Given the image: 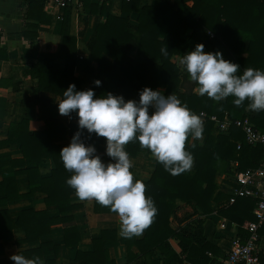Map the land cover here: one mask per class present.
Segmentation results:
<instances>
[{"label": "trees", "instance_id": "trees-1", "mask_svg": "<svg viewBox=\"0 0 264 264\" xmlns=\"http://www.w3.org/2000/svg\"><path fill=\"white\" fill-rule=\"evenodd\" d=\"M21 1L27 4L25 13L28 16L44 0ZM120 13L123 16H105L93 28L85 43L96 66L93 74L83 78L74 75V69L83 68L85 63L76 56V37L62 35L59 51H39L34 64L26 71V75L35 81L36 90L55 94L60 102L63 92L74 84L76 91L92 90L94 98L106 97L111 93L123 97L125 102L134 100L137 103L139 93L144 88L167 90L162 92L165 97L175 95L182 106L186 105L193 114L203 113L218 122L226 118L230 125L226 132L220 133L214 122L204 120L203 142L199 143L191 134L186 141L185 150L193 156V166L179 175L173 176L165 171L154 157L151 174L146 180H140L146 186L145 195L152 199L157 209L154 221L139 238L122 237L120 255L116 260L109 259L104 248L105 242H116V232L101 230L91 240L89 251L74 252L73 261L81 264H132L142 259L143 264H172L181 261L208 264L211 260L206 254H213L214 248L202 241L201 220L198 217L210 212V203L222 199L218 191L217 175L227 172L228 162H236L239 170L256 168L263 154L259 146L246 145L240 129L233 125L234 121L245 116L249 101L237 107L232 96L222 101H214L206 95L200 96L197 83L191 81L184 66H178L172 58L181 59L202 44L205 53L220 52L224 60L239 65L237 75H242L247 68L264 71V0H150L141 6L132 0H121ZM129 15L134 16L133 22L128 20ZM208 34L212 37L209 38ZM80 35L79 30L77 37ZM162 48L167 49V56L162 55ZM131 49L135 53L129 58L128 52ZM6 59L5 51L0 49V61ZM55 61L62 62L61 69L52 66ZM97 80L101 82L99 87L94 84ZM188 83L192 84L190 90L187 89ZM84 84L89 85L85 90L82 89ZM193 89L197 93L192 92ZM20 105L28 109L36 107L45 129L29 132L24 119L9 125L6 139L1 145L5 146L8 142L17 144L21 159L0 160V195H3L5 203L28 197L33 192L42 193L45 207L53 206L57 209L59 216L56 220L63 227L64 247L75 248L79 242V233L70 212L76 206L69 202V196L75 194V191L66 183L72 173L64 168L59 156L61 149L70 143L53 145L47 134L48 128L61 126L54 120L59 114L58 105L51 107L47 101L36 96L21 101ZM153 111L149 109V115ZM67 118L69 140L80 131L85 146H93L95 154L100 152V144L106 142L105 138L80 130L75 112ZM263 118L264 113L259 111L255 119L249 120L256 129L264 132ZM237 142L240 144L238 150L235 149ZM125 151L129 157L137 154L152 155L148 149L141 148L138 140L127 144ZM42 160H51L53 163L46 177H40L37 172ZM102 162L107 164L113 161L107 156ZM18 174L25 175L27 180L28 192L23 196L14 191V178ZM99 206L93 200L94 213L98 212ZM181 207L189 208L190 213H185L179 219L176 213ZM227 208L224 216L239 225V235L243 239L246 236L245 225L252 220V202L240 198ZM13 216L14 221L10 223L9 215L0 211V232L21 228L25 235L24 242H35L47 235L49 223L52 222L44 211L23 210ZM170 219H176L177 223L186 222L185 226L191 231L173 229ZM263 231L264 227L259 234ZM170 241L179 249L178 253L171 248ZM153 252L158 257L151 260ZM17 254L25 258L39 257L41 260L38 249ZM52 262L45 261L44 264ZM0 264L6 263L0 260Z\"/></svg>", "mask_w": 264, "mask_h": 264}, {"label": "crops", "instance_id": "crops-1", "mask_svg": "<svg viewBox=\"0 0 264 264\" xmlns=\"http://www.w3.org/2000/svg\"><path fill=\"white\" fill-rule=\"evenodd\" d=\"M132 1L137 2L138 6L147 2L144 0ZM120 6L121 0H75L65 11H60L52 5L51 0H44L39 8L34 9L27 16L25 13L27 4L21 0H0V49L5 51L7 57L5 61H0V160L21 159V153L17 144L8 142L5 146L1 145V142L6 139L9 125L16 124L24 119L27 121L29 132L45 129L37 108L28 109L23 107L20 105L21 101L36 96L47 101L51 107L59 103L57 95L38 92L35 81L26 75L27 69L34 64L37 53L39 51L58 52L62 35L76 37V56L79 60L84 61L85 65L83 68H75L74 75L83 78L87 74H93L96 66L85 48V43L93 28L96 24L102 22L105 16H123L120 13ZM56 15H60V20L56 19ZM46 20L48 21L47 23L44 22ZM128 20L133 22L134 16L129 15ZM79 30L81 31V35L77 37ZM134 53V49H131L128 52V57L132 58ZM172 61L178 66L181 65L179 57H173ZM52 66L56 69H61L62 62L55 61ZM88 87V84H84L82 89L85 90ZM157 91L162 93L167 90ZM192 92L197 93V90L193 89ZM258 112L251 111L247 107L245 109V116H248L250 120L255 119ZM54 120L60 123L61 126L47 129L49 142L53 145L69 144L70 140L66 130L68 118L58 114ZM204 138V135H202V138L197 140L199 143H202ZM100 147L101 151L96 153V155H99L102 160L107 157L106 142L101 143ZM129 158L132 162L131 170L134 178L146 180L153 170L154 156L137 154L135 157ZM25 166L27 167L26 163ZM235 166H237L235 162H228L226 165L227 172L217 175L218 191L221 193L222 199L210 203V212L207 215H200L198 217L201 220L202 241L209 243L214 248V253L210 254L217 258H222L228 251L229 240L234 234L241 239L239 225L229 221L224 216V212L228 209V206L223 207L224 202L230 194V170ZM52 168L53 163L51 160H42L37 167L38 175L46 177ZM1 179L0 174V182ZM14 191L20 196L28 192L25 175L18 174L15 176ZM2 198L3 195H0V211H5L9 215L10 223L14 221L13 215L23 210L44 211L52 219V222L49 223L48 234L41 236L35 242H24L25 235L21 228H11L0 232V247L2 251L0 260L6 264H13V261L10 259L11 256L31 249L39 250L42 264L45 261L49 262L51 260H53L52 264H81L73 261L74 252L76 250L81 252L89 251L91 240L96 238L98 232L101 230L116 232V242L104 243V248L107 250L109 259L116 260L120 255L122 236L119 234L121 226L119 216L117 213L110 211L109 208L102 207L101 205L98 212L94 213L93 200L81 201L76 194L69 196V202L76 206L70 212V215L78 230L79 242L75 248H65L62 236L63 227L56 220L59 216L57 209L53 206L45 207L43 203L44 195L42 193L33 192L28 197L8 200L5 203ZM179 211L180 209L176 213V218L180 219ZM185 211H187L186 213H190L189 208L185 207ZM221 219H225L229 224L223 231H218L217 226ZM185 223H177L176 219H170L173 229L191 231L185 226ZM259 235L260 238L257 243L259 264H264V231ZM135 237L139 238L140 236ZM169 243L171 248L178 253L179 249L176 245L172 241ZM54 246L56 248L55 251ZM157 257L158 255L155 252L150 255L151 260L157 259ZM105 264H109V262ZM132 264H143V260L139 259Z\"/></svg>", "mask_w": 264, "mask_h": 264}, {"label": "clouds", "instance_id": "clouds-1", "mask_svg": "<svg viewBox=\"0 0 264 264\" xmlns=\"http://www.w3.org/2000/svg\"><path fill=\"white\" fill-rule=\"evenodd\" d=\"M202 44L184 55V66L191 81L198 85L200 96L222 101L232 96L239 107L247 100L251 111H264V71L247 68L242 75L239 65L226 61L220 52L205 53ZM167 56L166 48L161 49ZM100 81H94L99 87ZM57 103L58 113L69 117L75 112L78 128L95 133L106 140V155L113 162L103 163L93 146H85L81 132L77 131L67 147L59 154L64 168L72 173L66 181L81 201L94 200L102 207L117 213L120 219V236L131 239L140 236L153 223L157 209L145 195L146 186L134 180L132 162L125 146L138 140L141 148L148 149L165 171L179 175L192 168L193 156L185 150L191 134L202 138L203 120L193 114L175 95L165 97L160 91L144 88L139 102L108 93L94 98L92 90L76 91L69 85ZM153 113L149 115V109ZM13 264H42L39 257L25 258L15 254Z\"/></svg>", "mask_w": 264, "mask_h": 264}, {"label": "built area", "instance_id": "built-area-1", "mask_svg": "<svg viewBox=\"0 0 264 264\" xmlns=\"http://www.w3.org/2000/svg\"><path fill=\"white\" fill-rule=\"evenodd\" d=\"M75 0H51L52 5L60 11H65L67 7ZM129 1V0H126ZM150 1V0H144ZM56 19L60 20V15H56ZM211 38L212 35L208 34ZM264 113V111H261ZM203 113H199L201 115ZM215 123L216 130L220 133L227 131L230 121L226 118L218 122L214 117H201ZM264 120V118H263ZM233 125L238 127L243 135V141L249 146H259L262 150L263 158L256 168L239 170L238 164L230 170V194L228 195L223 207L230 206L237 199L244 198L252 202L250 215L252 220L249 221L244 230L246 236L240 239L234 234L229 240V249L222 258H217L207 253L206 256L211 260L208 264H259L257 243L259 241V232L264 227V132L256 129L249 121L248 116H244L239 121H234ZM240 144H235L238 150ZM229 223L225 219H221L218 223L217 230L223 231ZM181 264H187L182 262Z\"/></svg>", "mask_w": 264, "mask_h": 264}, {"label": "rangeland", "instance_id": "rangeland-1", "mask_svg": "<svg viewBox=\"0 0 264 264\" xmlns=\"http://www.w3.org/2000/svg\"><path fill=\"white\" fill-rule=\"evenodd\" d=\"M191 88H192V84H189V83H188V84H187V89L190 90ZM186 212H187V211H185V207H181V208H180V211H179V214H180L179 216L182 217V214H183V213H186Z\"/></svg>", "mask_w": 264, "mask_h": 264}]
</instances>
